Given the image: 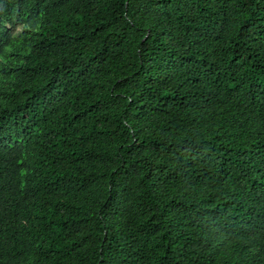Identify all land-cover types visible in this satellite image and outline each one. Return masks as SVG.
Masks as SVG:
<instances>
[{"label":"trees","instance_id":"1","mask_svg":"<svg viewBox=\"0 0 264 264\" xmlns=\"http://www.w3.org/2000/svg\"><path fill=\"white\" fill-rule=\"evenodd\" d=\"M0 264H264V0H0Z\"/></svg>","mask_w":264,"mask_h":264}]
</instances>
